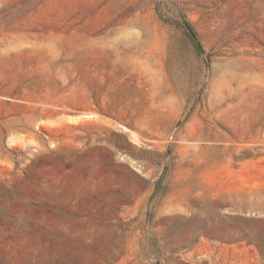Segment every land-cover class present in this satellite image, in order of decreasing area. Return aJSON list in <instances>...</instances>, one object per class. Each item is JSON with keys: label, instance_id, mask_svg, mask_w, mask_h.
<instances>
[{"label": "rangeland", "instance_id": "obj_1", "mask_svg": "<svg viewBox=\"0 0 264 264\" xmlns=\"http://www.w3.org/2000/svg\"><path fill=\"white\" fill-rule=\"evenodd\" d=\"M0 264H264V0H0Z\"/></svg>", "mask_w": 264, "mask_h": 264}, {"label": "crops", "instance_id": "obj_2", "mask_svg": "<svg viewBox=\"0 0 264 264\" xmlns=\"http://www.w3.org/2000/svg\"><path fill=\"white\" fill-rule=\"evenodd\" d=\"M217 155L219 157V153H217ZM224 166L226 167V174L220 173V171L224 168ZM233 167H234V162L229 157L226 158V162H224L222 160H220V161L218 160L217 164H216V167L214 168L216 170V178H217L216 181L217 182H226V183H228L231 180V177L229 175V171H230V168H233ZM171 195H172L171 197H172V202H173L174 199H175L174 198V192H172ZM176 200L178 202H180L179 194H177Z\"/></svg>", "mask_w": 264, "mask_h": 264}, {"label": "bare ground", "instance_id": "obj_3", "mask_svg": "<svg viewBox=\"0 0 264 264\" xmlns=\"http://www.w3.org/2000/svg\"><path fill=\"white\" fill-rule=\"evenodd\" d=\"M84 118L93 119V120H95V119L101 120V117L99 115H96V114L82 115V116H79L76 118H72V120L75 122H78L79 120H83ZM132 139L136 143H141L140 139L134 133H132Z\"/></svg>", "mask_w": 264, "mask_h": 264}, {"label": "water", "instance_id": "obj_4", "mask_svg": "<svg viewBox=\"0 0 264 264\" xmlns=\"http://www.w3.org/2000/svg\"><path fill=\"white\" fill-rule=\"evenodd\" d=\"M184 27L186 28V30L188 31V33L190 34L191 38L193 39L197 49L199 50V52L203 55L205 53L204 49L201 47L198 39H197V35L195 34V32L190 28V26L188 25L187 22H184Z\"/></svg>", "mask_w": 264, "mask_h": 264}, {"label": "trees", "instance_id": "obj_5", "mask_svg": "<svg viewBox=\"0 0 264 264\" xmlns=\"http://www.w3.org/2000/svg\"><path fill=\"white\" fill-rule=\"evenodd\" d=\"M188 25L190 26V28L192 29V27H191V25L188 23ZM193 30V29H192ZM158 190V189H157ZM157 193V192H156ZM154 196H155V194H154Z\"/></svg>", "mask_w": 264, "mask_h": 264}]
</instances>
